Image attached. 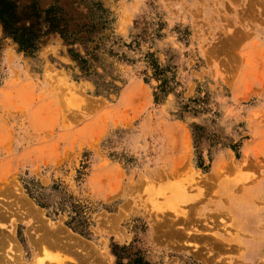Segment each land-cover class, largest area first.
I'll return each instance as SVG.
<instances>
[{
  "label": "rangeland",
  "instance_id": "obj_1",
  "mask_svg": "<svg viewBox=\"0 0 264 264\" xmlns=\"http://www.w3.org/2000/svg\"><path fill=\"white\" fill-rule=\"evenodd\" d=\"M37 1L106 19L31 56L0 26V264H116L112 244L149 264H264V0Z\"/></svg>",
  "mask_w": 264,
  "mask_h": 264
},
{
  "label": "trees",
  "instance_id": "obj_2",
  "mask_svg": "<svg viewBox=\"0 0 264 264\" xmlns=\"http://www.w3.org/2000/svg\"><path fill=\"white\" fill-rule=\"evenodd\" d=\"M93 22L91 25L72 24V18L68 17L64 9L54 2L46 8H42L37 0L22 5L19 0H0V26L4 39H9L16 45L18 52L26 55L37 53L45 39L56 34L67 45L73 46L82 41L81 34L91 35L98 25L105 24V10L99 2L92 3ZM72 53V50H70ZM74 56H77L74 54ZM78 57V56H77ZM83 66L86 62L81 60ZM26 186L31 198L35 195L36 188L33 181ZM31 185V186H30ZM44 207L43 204H39ZM78 220L73 229L78 230L82 236H87L89 226L88 218L82 212L77 214ZM75 221V218L71 222ZM69 224V223H68ZM111 252L116 258V264H149L140 250L130 252V246L111 245ZM123 260H127L123 263Z\"/></svg>",
  "mask_w": 264,
  "mask_h": 264
},
{
  "label": "bare ground",
  "instance_id": "obj_3",
  "mask_svg": "<svg viewBox=\"0 0 264 264\" xmlns=\"http://www.w3.org/2000/svg\"><path fill=\"white\" fill-rule=\"evenodd\" d=\"M174 190V189H173ZM252 197V194L250 195ZM249 197V198H250ZM244 199L242 201H237L234 199H230V212L231 214L238 220H243L246 223L245 228L252 234L256 235L258 234L256 230V224L258 222L257 210L253 207L254 204L251 203L250 199ZM172 201V200H171ZM170 201V202H171ZM260 219V218H259ZM261 220V219H260ZM47 233V232H46ZM48 234V233H47ZM54 235V234H53ZM47 236V235H46ZM45 237V236H44ZM43 237V238H44ZM48 237V236H47ZM50 237V236H49ZM54 237V236H53ZM245 243V242H243ZM47 244V243H46ZM54 244V243H53ZM242 244V243H241ZM56 245V244H55ZM57 246V245H56ZM247 249L250 253H254V251L261 246L260 242H253L252 243H246Z\"/></svg>",
  "mask_w": 264,
  "mask_h": 264
}]
</instances>
